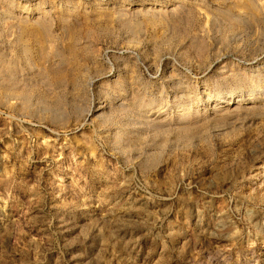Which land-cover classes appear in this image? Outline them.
Instances as JSON below:
<instances>
[{
  "label": "rangeland",
  "instance_id": "374dc122",
  "mask_svg": "<svg viewBox=\"0 0 264 264\" xmlns=\"http://www.w3.org/2000/svg\"><path fill=\"white\" fill-rule=\"evenodd\" d=\"M0 264H264V0H0Z\"/></svg>",
  "mask_w": 264,
  "mask_h": 264
}]
</instances>
